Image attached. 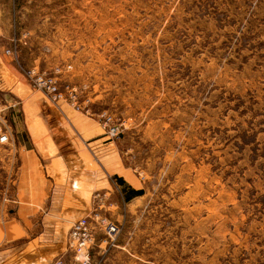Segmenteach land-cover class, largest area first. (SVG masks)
<instances>
[{
	"label": "rangeland",
	"instance_id": "rangeland-1",
	"mask_svg": "<svg viewBox=\"0 0 264 264\" xmlns=\"http://www.w3.org/2000/svg\"><path fill=\"white\" fill-rule=\"evenodd\" d=\"M21 68L75 98L52 103ZM67 108L103 131L111 116L112 153L144 190L91 198L82 216L96 206L119 232L96 230L87 264H264V0H0L1 220L18 205L26 124H70Z\"/></svg>",
	"mask_w": 264,
	"mask_h": 264
},
{
	"label": "crops",
	"instance_id": "crops-1",
	"mask_svg": "<svg viewBox=\"0 0 264 264\" xmlns=\"http://www.w3.org/2000/svg\"><path fill=\"white\" fill-rule=\"evenodd\" d=\"M21 86L30 95L27 103L35 99L28 84ZM32 108L36 116L39 105ZM67 111L70 124L60 119L44 123L41 117L26 124L27 141L19 145L18 205L14 215L0 219V264H49L63 253L68 224L90 209L96 192L106 197L114 186L123 203L126 184L138 189L127 182L132 174L112 153L105 131L95 121ZM111 175L125 185L117 178L115 185Z\"/></svg>",
	"mask_w": 264,
	"mask_h": 264
},
{
	"label": "built area",
	"instance_id": "built-area-1",
	"mask_svg": "<svg viewBox=\"0 0 264 264\" xmlns=\"http://www.w3.org/2000/svg\"><path fill=\"white\" fill-rule=\"evenodd\" d=\"M4 52L6 54H11L17 62L16 52H12L9 49H5ZM21 71L28 83L34 89L44 94L52 103L58 104L75 98L74 90L69 86H65L64 89H61L55 75L52 72L40 71L34 68L27 70L21 68ZM60 72V67H56L54 69V73L58 74ZM101 126L110 138L117 137L119 135V126L113 122L111 116L103 114ZM7 140V132L4 130L0 122V143H5ZM103 196L104 194L99 192L94 194L93 198L97 206L100 204L99 201ZM96 230H102L107 237L112 239L119 232V227L113 221L101 216L95 206L88 214L75 220L67 232L65 243L66 249L72 252L74 259L79 261L81 264L88 263L87 248L92 243ZM50 264L67 263H65L62 256H60Z\"/></svg>",
	"mask_w": 264,
	"mask_h": 264
},
{
	"label": "trees",
	"instance_id": "trees-1",
	"mask_svg": "<svg viewBox=\"0 0 264 264\" xmlns=\"http://www.w3.org/2000/svg\"><path fill=\"white\" fill-rule=\"evenodd\" d=\"M117 180L119 181V183L125 185V182L122 178L117 177ZM126 186L128 185L126 184ZM128 188H129V191L123 196V199L125 202H129L132 198L141 196L144 193L143 189H134V188H131L130 186H128Z\"/></svg>",
	"mask_w": 264,
	"mask_h": 264
}]
</instances>
